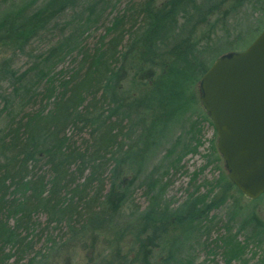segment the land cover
Masks as SVG:
<instances>
[{
	"label": "trees",
	"instance_id": "1",
	"mask_svg": "<svg viewBox=\"0 0 264 264\" xmlns=\"http://www.w3.org/2000/svg\"><path fill=\"white\" fill-rule=\"evenodd\" d=\"M108 1L20 0L0 11V44L16 48L67 10L78 11L67 22L72 33L35 65L22 114L12 113L0 136V264H50L75 240L100 234L108 246L97 264H195L190 245L203 237L224 264H264V220L257 208L264 194L248 198L255 205L236 228L241 210L251 208L235 200L222 225L225 234L209 243L218 224L212 213L247 196L228 176L201 89L217 58L245 49L263 30L264 0L129 2L105 35L87 45L82 36L98 25ZM245 6L261 17L253 29L230 37L228 20ZM219 29L223 38H217ZM57 51L73 57L71 68L53 74ZM204 123L217 137L204 168L213 164L219 176L199 185L198 172L192 174L176 205L166 199L165 179L199 153ZM138 187L148 205H134L126 217ZM43 239L44 253L36 250ZM253 244L260 254L250 250Z\"/></svg>",
	"mask_w": 264,
	"mask_h": 264
},
{
	"label": "rangeland",
	"instance_id": "2",
	"mask_svg": "<svg viewBox=\"0 0 264 264\" xmlns=\"http://www.w3.org/2000/svg\"><path fill=\"white\" fill-rule=\"evenodd\" d=\"M86 1L87 0H82L84 3ZM109 1L107 6L104 7L105 9L103 12H106L102 15L98 25L96 27L92 26L94 28L90 29L82 36V40H84L87 45L91 46L92 44H95L101 39L102 36L105 35V26L110 24L109 22H111V19L114 17V15L120 13L124 8H126L129 2L133 4H139L143 0ZM13 2L19 3L20 0H8L7 2L0 4V11H2L4 8H8V5ZM77 13V10L75 12L67 10L64 14L57 16L55 20L49 24L47 29L33 38L24 48H16V46L11 43H8V45L0 44V136L10 121V115L12 113L22 114L21 110L28 98V94H26L24 87L29 88L32 83L35 82V65L40 63L39 59L42 58L41 56L44 57L48 50L72 33L73 25L67 24V22L71 20ZM259 16L261 17L260 14L252 12L250 6H245L238 15H235L228 20L227 29L229 31L230 37H233L236 32H244L247 31V29H253ZM224 36V29H219L217 32V38H223ZM58 55L59 51H57L55 60L57 61L58 59H61L59 60L57 68L53 71V74H57L64 69L71 68V59L73 56L70 57L63 55L61 57ZM25 73L27 74L24 75ZM43 85H45L44 80L41 82L40 86L42 87ZM40 86H35V89H39ZM28 104L29 103H27V105ZM36 106L38 107V105ZM32 107H35V105H32ZM30 109L31 107L29 110ZM202 130L204 145L199 148V153L187 156L182 163L185 165L184 168L178 169L177 172H172L170 177L165 179V181H169L166 190V199L172 200L176 205L185 199L187 183L190 180V176L192 174L198 172L196 184L199 185L211 181L219 176L220 171L218 168H215L213 164L204 168L207 162L205 154L210 153L212 141L217 140V137H215V130L208 123L203 124ZM162 158L163 153H160L150 164V169ZM121 177L123 179L124 174ZM206 189V186H204L201 190L202 192H205ZM235 195L238 196L237 193H235ZM238 199L239 202H241L244 206L248 207V209H251H249V211L246 209L241 210L240 218L234 222V228L243 224L244 216L252 211V206L255 205V202L252 200L245 197L242 198L241 201L240 198H236L234 200L230 199L227 204L212 213L215 218H218L216 221L218 224H216L213 228L209 243L214 242L221 233L225 234L224 230L222 229V225L227 223L235 205V200ZM134 205L140 206L142 208L148 205V199L143 188L138 187L135 189L133 200L124 208L123 215L126 217L129 216V214H131V210L134 208ZM257 208L260 217L264 220V198L260 203V206ZM123 215L121 214V216H119L120 218H118L120 222H122L124 219ZM45 220L46 217L41 216L39 222L44 223ZM244 234L240 236L241 241H244L247 232H244ZM106 238L107 236L100 234L96 239L93 238L92 235H87L84 238L75 240L73 243L63 249L59 255L54 254L51 258L50 264H97L101 258V255L104 253V249H107L108 244L106 243ZM58 240H61V237ZM205 240V237L200 240L197 238L192 241L190 245L189 252L192 256L191 258H193L195 261V264H212V260H214L215 263L224 264L219 252L218 255L215 256V254H212L209 249H206V243H204ZM130 241L131 239L126 242L129 243ZM36 244L37 251H42L43 253L46 251V243L44 239L41 241H36ZM250 250L257 251L258 254L261 253V249L256 247L254 244L251 245ZM251 251L248 253V256L252 259ZM209 260L212 262H208ZM19 264H25V262Z\"/></svg>",
	"mask_w": 264,
	"mask_h": 264
},
{
	"label": "water",
	"instance_id": "3",
	"mask_svg": "<svg viewBox=\"0 0 264 264\" xmlns=\"http://www.w3.org/2000/svg\"><path fill=\"white\" fill-rule=\"evenodd\" d=\"M228 176L251 199L264 194V28L244 50L217 58L202 76Z\"/></svg>",
	"mask_w": 264,
	"mask_h": 264
}]
</instances>
